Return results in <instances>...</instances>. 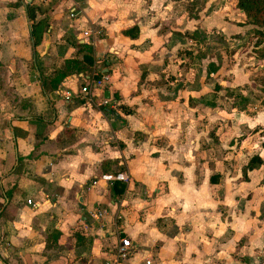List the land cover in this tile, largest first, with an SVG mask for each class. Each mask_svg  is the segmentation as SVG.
I'll list each match as a JSON object with an SVG mask.
<instances>
[{
    "label": "crops",
    "instance_id": "obj_1",
    "mask_svg": "<svg viewBox=\"0 0 264 264\" xmlns=\"http://www.w3.org/2000/svg\"><path fill=\"white\" fill-rule=\"evenodd\" d=\"M251 27L235 0H0V264H264V107L224 90Z\"/></svg>",
    "mask_w": 264,
    "mask_h": 264
},
{
    "label": "trees",
    "instance_id": "obj_2",
    "mask_svg": "<svg viewBox=\"0 0 264 264\" xmlns=\"http://www.w3.org/2000/svg\"><path fill=\"white\" fill-rule=\"evenodd\" d=\"M30 4L26 5L27 15L30 17L32 13L30 12ZM235 6L240 9V12L244 15L245 22L250 24L253 39V46L255 52V61L256 63L260 62L264 57V0H235ZM44 20H40L38 24H35V27L31 28L32 36L38 38V32L40 31V23H43ZM34 25V24H33ZM87 53L89 52V46H85ZM73 61V60H72ZM83 61L85 63L90 62V57L87 54L83 55ZM76 68H82L79 66L77 62H75ZM55 75L52 77L47 75V81L44 75L40 73V80L43 87L49 86L50 88L55 87V84L59 78L64 75V69H54ZM255 75L259 78V82L261 83V89L264 91V65L260 66L254 71ZM215 89H218V85H214ZM242 87L234 86L228 87L224 86L225 94L228 97H231V105L235 106L238 109H244L246 101H248V95H244L241 92ZM241 103V104H239ZM260 105L264 107V95L261 98ZM261 145L264 146V142H261ZM19 159V157H17ZM263 163V159L255 152L250 154L246 163L243 167V171L245 169H252L257 167L259 164ZM123 184L119 182V180H114L111 182V190L114 193H120L122 191Z\"/></svg>",
    "mask_w": 264,
    "mask_h": 264
},
{
    "label": "rangeland",
    "instance_id": "obj_3",
    "mask_svg": "<svg viewBox=\"0 0 264 264\" xmlns=\"http://www.w3.org/2000/svg\"><path fill=\"white\" fill-rule=\"evenodd\" d=\"M43 24H40L39 28H40V31L38 32V38L36 37V39H38L40 42L43 40V38L45 37L46 33L43 32ZM248 36V39H249V44L246 43V42H243V43H238V46H241L242 47H246L247 49H249L247 52L248 54H250L251 56H253V58H255V52H251L253 51L254 49L252 47H250V43L254 40L253 36H252V32H251V28L249 29V32H246L244 37ZM252 45V43H251ZM245 56H247L245 54ZM250 61H252V58L250 57L249 58ZM256 62V61H255ZM253 63V62H252ZM262 65H264V57L263 59L258 62ZM255 72L253 71L250 75V79H251V84L252 86L249 88H245V91L246 93L248 94V102L246 101L245 103V110L246 111H249V112H253L255 109H258V107H260V102H261V98L262 96L264 95V91L263 89H261V83H258L259 82V78L254 74ZM241 104V103H239ZM254 106V107H253ZM262 132V131H260ZM259 132V133H260ZM248 134L247 132L245 133V135ZM261 144V143H260ZM253 144L251 143L250 146H252ZM255 145V144H254ZM253 145V146H254ZM253 148V147H252ZM253 152V151H251ZM250 152V153H251ZM249 154V153H248Z\"/></svg>",
    "mask_w": 264,
    "mask_h": 264
},
{
    "label": "built area",
    "instance_id": "obj_4",
    "mask_svg": "<svg viewBox=\"0 0 264 264\" xmlns=\"http://www.w3.org/2000/svg\"><path fill=\"white\" fill-rule=\"evenodd\" d=\"M88 31H83V34H87ZM109 80V74L107 71H102L98 77L95 78H91L90 79V84H83L80 87V90L84 93H88L89 91V86L92 84L94 86H103L104 83H106ZM107 98H102L101 99V103H106L107 102ZM93 214L95 217H102L104 214V210L100 209V208H94L93 210ZM130 252V241L127 237L125 236H121L119 238L118 244L116 246V251H115V257L116 260H120L123 258H126L128 256ZM146 264H148V260L145 261Z\"/></svg>",
    "mask_w": 264,
    "mask_h": 264
},
{
    "label": "water",
    "instance_id": "obj_5",
    "mask_svg": "<svg viewBox=\"0 0 264 264\" xmlns=\"http://www.w3.org/2000/svg\"><path fill=\"white\" fill-rule=\"evenodd\" d=\"M26 2H29V1H31V0H25ZM48 33L46 32V37H45V41H44V43H43V49H45L46 48V46H47V42H48ZM103 95L105 96V97H107L108 96V91L105 89L104 91H103Z\"/></svg>",
    "mask_w": 264,
    "mask_h": 264
}]
</instances>
